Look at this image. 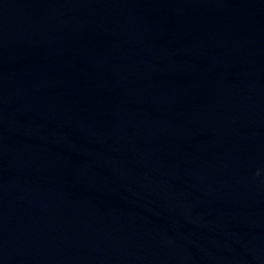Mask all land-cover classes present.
Wrapping results in <instances>:
<instances>
[{
	"label": "water",
	"instance_id": "95a60500",
	"mask_svg": "<svg viewBox=\"0 0 264 264\" xmlns=\"http://www.w3.org/2000/svg\"><path fill=\"white\" fill-rule=\"evenodd\" d=\"M0 264H264V0H0Z\"/></svg>",
	"mask_w": 264,
	"mask_h": 264
}]
</instances>
